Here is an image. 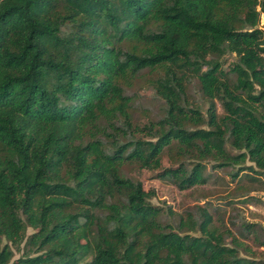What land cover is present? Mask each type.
Returning a JSON list of instances; mask_svg holds the SVG:
<instances>
[{
  "label": "trees",
  "instance_id": "obj_1",
  "mask_svg": "<svg viewBox=\"0 0 264 264\" xmlns=\"http://www.w3.org/2000/svg\"><path fill=\"white\" fill-rule=\"evenodd\" d=\"M261 14L264 0H0V264H264L247 242L264 246L259 221L209 200L176 214L127 170L180 189L222 170L229 204H264ZM141 88L162 104L138 122Z\"/></svg>",
  "mask_w": 264,
  "mask_h": 264
},
{
  "label": "rangeland",
  "instance_id": "obj_2",
  "mask_svg": "<svg viewBox=\"0 0 264 264\" xmlns=\"http://www.w3.org/2000/svg\"><path fill=\"white\" fill-rule=\"evenodd\" d=\"M259 26L264 27L263 14L260 17ZM233 57V55H228L227 61H230ZM226 64L227 62L224 65ZM142 83L143 78H140L136 85L140 86ZM140 91L142 94L137 101L134 119L138 122H143L159 113L162 102L154 96L149 88H141ZM189 93L194 100L197 99L196 101L203 102L196 85L190 87ZM218 108L221 110L219 105ZM165 162L167 163L166 158ZM127 170L131 175L142 181L146 190L153 191V195L150 197L153 203L161 205L163 208L169 206L176 214L184 213L186 209L193 207L195 204H204L205 201L209 200L217 208L215 212L213 211L215 216L219 213L227 220L231 215L244 220L259 221L264 226V204H251L239 200H234L236 201L235 203L229 204V195L233 191L235 182L230 180L229 175L225 171L216 170L214 178L210 179L206 184L180 189L174 183L156 177L154 170L133 166H128ZM253 192L261 194L264 198V190ZM227 223L229 224L228 221ZM247 242L255 248L264 249V246L259 247L252 240H247ZM14 251L15 256L20 253V251L15 249Z\"/></svg>",
  "mask_w": 264,
  "mask_h": 264
}]
</instances>
